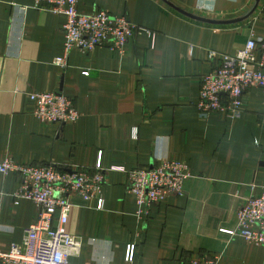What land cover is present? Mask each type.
Here are the masks:
<instances>
[{
    "label": "crops",
    "instance_id": "1",
    "mask_svg": "<svg viewBox=\"0 0 264 264\" xmlns=\"http://www.w3.org/2000/svg\"><path fill=\"white\" fill-rule=\"evenodd\" d=\"M168 1L222 22L195 19L165 0H78L80 13L126 15L147 32L123 54L73 49L64 67L55 60L64 55L66 17L36 8V0H0V161L103 168L105 207L92 200L69 215L67 231L82 240L74 264H264V246L221 231L236 229L246 197L262 192L264 90L246 92L236 119L202 117L197 107L202 78L219 62L211 52L232 54L264 36V0L249 16L257 0ZM60 91L79 119L42 122L30 95ZM165 158L187 163L184 194L155 204L140 221L127 173L115 167H153ZM20 184L19 174L0 173L1 251L21 243L38 217L32 200L17 199Z\"/></svg>",
    "mask_w": 264,
    "mask_h": 264
},
{
    "label": "built area",
    "instance_id": "2",
    "mask_svg": "<svg viewBox=\"0 0 264 264\" xmlns=\"http://www.w3.org/2000/svg\"><path fill=\"white\" fill-rule=\"evenodd\" d=\"M78 0H36L35 7L66 17L64 25V55L56 58L58 65H68L73 49L91 51L96 47H109L121 54L129 40L147 30L134 23L128 16H114L99 10L83 14L77 9ZM260 51V57L257 55ZM219 54V62L204 75L197 105L202 117L217 112L229 119L240 117L244 95L252 87L264 90V36L251 37L244 47L232 54ZM89 75V71L84 72ZM34 114L42 122L72 123L79 119L74 101L59 92L32 93ZM135 130V136H137ZM129 191L138 205L136 216L147 219L152 207L171 195H183L184 183L191 174L187 163L170 158L147 168L126 170ZM0 173H17L21 177L17 199L32 200L38 211L37 220L26 230L19 244L9 251L0 250V264H74L71 258L79 255L82 240L67 231L72 208L87 206L97 201V208L105 207L103 186L105 175L100 165L95 171L83 167L65 169L57 165L21 164L5 157L0 161ZM78 201V202H76ZM236 229H222L230 235H240L249 243L264 246V185L259 195L246 197L238 211ZM135 246L129 249L128 260L134 258ZM191 264H218L215 259L193 260Z\"/></svg>",
    "mask_w": 264,
    "mask_h": 264
},
{
    "label": "water",
    "instance_id": "3",
    "mask_svg": "<svg viewBox=\"0 0 264 264\" xmlns=\"http://www.w3.org/2000/svg\"><path fill=\"white\" fill-rule=\"evenodd\" d=\"M165 1H167L170 5L176 7L177 9H179L182 13H184V14L190 16V17H193V18H195V19L202 20V21L214 22V23H221V22H222V21H210V20H207V19H204V18H199V17H197V16H195V15H193V14L187 13L186 11H184V10L181 9V8H178L177 6L173 5L170 1H168V0H165ZM259 1H260V0H257V1H256L255 5H254L253 8H252V9L246 14V16H249L250 14H252V13L255 11V9L257 8V6H258V4H259ZM242 19H243V18H242ZM239 20H241V19H239ZM239 20L228 21V22H236V21H239ZM59 93L62 94L61 91H60Z\"/></svg>",
    "mask_w": 264,
    "mask_h": 264
}]
</instances>
